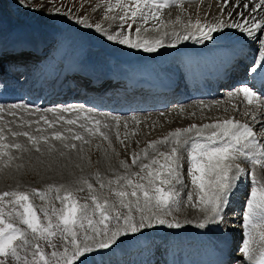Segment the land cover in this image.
Returning a JSON list of instances; mask_svg holds the SVG:
<instances>
[{
    "label": "snow or ice",
    "instance_id": "obj_1",
    "mask_svg": "<svg viewBox=\"0 0 264 264\" xmlns=\"http://www.w3.org/2000/svg\"><path fill=\"white\" fill-rule=\"evenodd\" d=\"M18 3L27 6L25 0H18ZM182 3L183 0H115L114 4L108 2L105 18L120 20L121 30L108 33L99 23L95 25V30L104 33L109 41L145 52H155L159 47L165 46L163 37L169 35L168 32H162V29L173 23L160 19L161 10L172 4L182 7ZM220 5L221 17L231 8L232 11H227V16L231 18L235 13L241 17L242 22H228L221 18L213 23H202L200 19L193 23L189 19L183 24L185 34L181 35L173 29L171 35L175 39L168 46L174 47L181 39L187 40L197 36L201 42L212 40L213 33L222 32L225 28H236L259 42V63L251 68V71L255 72L257 68L264 70V16L257 20L255 15L264 12V0H255L254 3L251 0L249 2L220 0ZM117 8L121 9L122 14L110 15ZM241 8L247 11V15ZM180 20L181 18L177 17L176 23ZM137 21L139 26L135 28L133 37L132 27ZM150 21H158V24L153 23L151 28L146 27ZM77 23L86 28L93 27L82 18L78 19ZM124 25H127L126 29ZM150 30L162 32V35L148 37L145 34ZM228 95L230 97L242 95L247 105L251 106L243 114L250 116L254 123H260L257 112L264 110V98L261 95L246 85L229 92ZM13 108L24 106L13 105ZM47 112L52 113L55 118L50 119L47 115L41 114L38 119L29 120L21 116L19 127L22 130H14L8 124L0 127V161H3L4 167L10 166L12 161L18 159L13 154V149L20 153L30 150L26 144L7 142L5 129L13 138L26 137L27 143L37 153H42L41 143L47 145L48 153L56 151L53 140L60 141L63 148L68 150L77 149V144L69 141H80L82 145L89 144L91 141L83 133H87L88 136L99 134L111 147L109 136L101 131V121L90 114L85 115L82 108H51ZM64 113H74L75 118H66ZM9 114L13 117L17 115L15 111ZM28 114L32 115L30 111ZM2 119L0 116V120ZM79 120H84L78 125L83 133L72 127L77 125ZM41 121L47 127H37L35 132L38 134L23 130L33 124L40 125ZM61 121L63 130H58L56 124ZM102 126L109 127L107 123ZM48 129L53 130L48 133ZM194 138H206L208 143H200ZM189 140H192L188 154L189 174L191 183L197 190L196 201L192 206L204 213L198 227L204 228L207 224L222 221L223 210L229 202V197L237 182L245 175V170L241 168L239 162L243 160L264 169V143L258 139L252 124L235 118L218 120L202 126L193 124L188 128H178L161 140L150 142L148 148L156 155L151 156L149 163L142 162L143 159L150 157L147 149L142 150V154H133L132 165L141 161L140 172H129L131 166L125 161L120 162V166L126 170L125 174L117 175L114 180L109 179L105 183L101 174L97 172L95 181L99 188L101 190L107 188L111 196L115 197L114 200L102 198L94 184L84 177L76 181L81 186L75 189L64 184H50L45 190L33 188L31 192L18 189L0 192V264H76L81 257L93 252L95 248H109L121 235L137 233L153 227L154 224H166L169 228L181 227L179 222H169L165 217L171 215L173 206L179 207L180 204L178 199L180 194L176 190V185L183 183L180 178L182 167L180 150L189 144ZM159 145H166L169 150L161 152ZM79 151L83 152L82 146ZM59 154L65 155L64 152ZM159 157H163V162ZM20 167L22 165H17V168ZM145 171L146 174L141 175ZM250 175L252 186L243 214V228L246 231L239 248L244 259L236 260V264H244L245 259L251 260L257 251L264 264V181L257 180L254 173ZM134 177L137 179H133ZM114 184L117 187H113ZM85 189L89 195L85 202L81 203L76 193L84 192ZM33 196L45 202V206L37 210L32 202ZM188 200L192 202V194L188 195ZM56 201L60 207L56 206ZM135 213H140L139 220L135 218ZM57 238L62 242V251L57 250V244L54 242ZM44 245L54 250L48 253Z\"/></svg>",
    "mask_w": 264,
    "mask_h": 264
},
{
    "label": "bare ground",
    "instance_id": "obj_2",
    "mask_svg": "<svg viewBox=\"0 0 264 264\" xmlns=\"http://www.w3.org/2000/svg\"><path fill=\"white\" fill-rule=\"evenodd\" d=\"M219 1L220 0H218L217 3L220 7L221 5H220ZM192 2H194L196 5H198V4L207 2V0H204V1L203 0H197V2H196V0H183L182 6L186 5V4H191ZM232 2H234V0H232ZM243 2H249V0H243ZM251 2L254 3L255 0H251ZM16 5L19 7L21 14H23V12H26V13H24L26 16L22 15L20 17V14H14L13 13L12 15H8V16L9 17L10 16H16L14 19L8 21L7 19L2 18L0 20V80L4 81L8 85L9 88L14 89L20 93L21 91L19 90V86L16 83H13V82L7 80L8 75L11 73H14V74L20 73V71H22V69L26 65L27 66L29 65V63L32 60V56L34 54H38L39 56H42L45 53V51H47V48H50L54 45V42L58 38L59 35L55 29L50 28L51 26L50 27L45 26V25L42 26L41 24H38L37 21H35V19L37 18V14H32V16H31L32 12L26 11L25 6H21L18 4H16ZM171 6L173 8H175L178 5L172 4L169 7H171ZM178 7H181V6H178ZM188 7H191V6L189 5ZM192 8H194L196 10V7H192ZM205 8L206 7L203 8V6H201V8H200L201 11L198 9L199 12L197 13V15H199V17H200L198 19H200L202 21V23H213V22H216L217 20H219L221 18L225 19L228 22H233V21L234 22H242L241 17L235 15V13L233 14V17H231V18H229L227 16V11H232L231 8H229L225 11V14L223 15V17H221L218 8L213 7V10H211V8H210L209 11L206 10L208 15H207V18H205L204 15L201 14V13H203L202 11H204L203 9H205ZM164 9L161 10L162 12H161L160 19H163L162 13H163ZM176 10L177 9H175L174 12H172L169 15V17H166V19L171 20L170 19L171 16L177 15ZM241 10L245 11V14L247 15L246 10H243L242 8H241ZM3 14L5 15L4 12H3ZM195 15H196V13H195ZM255 15H256V19L258 20L261 18V16H264V12L257 13ZM56 17H57V14H54L50 18V22L54 21L56 19ZM186 18L189 20L190 16H186ZM204 19H205V21H206V19L208 21L205 22ZM27 21L32 22L34 24H37L35 32L29 28ZM184 21L185 20L180 21L179 23H175V22L172 23L173 26L170 27V30L168 31L169 35L163 37L165 46L159 47L158 50L155 52H145L142 49L129 48V47H127L126 49H121V47L117 45L118 43L107 40L106 35L104 33L97 32L96 30L94 32L93 40H87V44H86V47L84 49L85 56L91 60V62H89L90 65H92L93 62L102 64V66L92 65V66H95L98 68H111L112 66H117V65H119L125 61V57H134L133 60H136L140 64L147 63V62L151 63V62H153V60H156V61L160 62V64L162 66H164L166 69H169L170 66L177 68L180 76L176 82H167V81L163 80L162 82L163 83L166 82V85L161 87V89H159V90L151 92L147 97H141V95H138V94L128 96L127 101L132 102V109H131V111L130 110L129 111L130 112H132V111L140 112V115L129 118V120L131 122H135V120L138 119V120L142 121L141 122L142 124H146V125H149L151 123L157 124V125L158 124L163 125L162 124V117L164 118L165 116H167V117L172 118V116H170V115H173V116L174 115H176V116L181 115V119L183 120V122H182V124L179 125L178 128L182 129V128L190 127V125L192 123V119L195 122L200 123L204 119H207L210 121H218V120L222 121V119H221L222 117L226 118V117L232 116L231 110H230L231 105H230V103H228V101H225L224 99H215L212 101L203 99L202 100L203 102L198 101L195 98L187 99L188 97H187L186 91L187 90L193 91V89L191 88V85L187 82L185 77L182 75V72L184 70V65H185V63H184L185 57L182 55V52L184 49L181 45L189 44V45L198 47L202 43H205V42L209 43V44L220 45V47H222L224 50L227 51V54H226V61H225L226 66L219 73V76H221V77H219L218 81L221 80V78H223L225 84L230 85L233 83L234 79L239 77V75L244 74V73L246 74L247 67L253 65V64H251L248 66L250 61H252L253 59L251 58L252 56L249 54V52L247 51L245 46H243V44L249 43L250 46L248 47V49H250L253 41H255V40L251 37H248L246 33H241L236 28H225L222 32L213 33L212 34L213 35L212 40H205V41L201 42L200 37L197 36L196 38L190 37L187 40L181 39L175 43L174 47L168 46L175 39V37L171 35L173 29H175V31L181 35L185 34L183 24L187 23V21H185V22ZM17 22H23V26L21 24H17ZM194 22H195V20L193 18V23ZM129 23H131V21H129ZM153 23L158 24V21H150L149 24L146 25V27L151 26ZM249 23H251V21H249ZM135 25L136 24H133V27H132V36L133 37L135 36V28H136ZM7 27L14 28L16 32H15V35H13V36L20 37V39L19 40H12V39H10L11 38L10 36L5 35L6 33H4L5 30H3V29H5ZM30 27H32V26H30ZM92 28H95V27H92ZM168 28L169 27H167L166 30L165 31L163 30L162 32H167ZM162 32H160V33L148 32L145 35H147L148 37H159L160 35H162ZM74 34L79 35L78 32H74ZM255 35H261V33H255ZM36 36H38V38L44 43V46L38 50H35L30 45V43L28 42V40L34 39ZM99 37H100V39H102L101 42L97 40V38H99ZM257 43H258V41H257ZM231 47L236 49L237 53H235L234 51H231V49H230ZM159 50L164 51V55H159L158 54ZM254 57L257 58L256 59L257 63H259L258 50L256 52V56H254ZM176 58L178 59L177 62L174 61V60H176ZM2 61H5L7 63V66H8L7 68L3 69V67L1 66ZM27 69L31 70L29 72L25 71L26 74H28L27 76L31 75V77H34L37 73L40 72V65H38L36 67L35 65L32 66L30 64L29 67L26 68V70ZM104 78H105L104 75H101V76H98L97 74L92 75L89 73H83L81 71H77V72L73 71L72 74L66 73L60 79V82H59V87H61V91L56 92L54 90H51L50 92H48L45 99H44L43 104L45 106L46 104H53L54 103V104H56V107H57L56 109H59V108H70V106L74 105V104L77 106V108H84L83 104L87 105V104H90L91 102L97 103L99 101L98 96H100L103 92H105V90L103 88L108 86L107 82L104 80ZM48 80L49 79L40 80L37 87L42 83L45 84ZM70 80H73L76 85L82 86L83 90L80 89L76 85H68ZM23 86H24L23 88H26V83H24ZM37 87H35L31 90L30 97H29V99L30 98L31 99H30L29 103H35V100L37 98V93H36ZM51 87H52V85L49 84L48 89H50ZM164 88H166L167 90L164 91L163 90ZM189 91H188V93H189ZM19 93L17 94V97H15V99L7 101V103H9V104H6V106L4 105L2 107L3 111H1V113H0V116H2L5 120L9 121L7 123H9V125L12 129L17 130V131L22 130L19 127V125L21 124V119H20L21 116H23L24 119H29V120L38 119L39 115H41V114L47 115L50 119L55 118V117H53L52 113L47 112V110L50 109L48 107H44L42 109H34L32 107H28V106L23 105L24 108H13V105H15V104L20 105L21 104V103H19V99H20ZM108 93H109L108 96H110V98L113 101L112 91H108ZM88 94L93 96V98L89 99V97H87L86 99H83V97H85ZM214 97H216V98L220 97V95L218 94L217 91L215 92ZM157 99H159L160 101H159V103H157L156 106H154ZM55 101H57V102H55ZM170 102H174V103L169 105ZM169 106H171V109H167V107H169ZM154 107L155 108H161V109H155L154 110V109H152ZM190 108L195 109L197 117H192L191 113H190L191 116L189 114H188L189 116L187 115V112ZM202 108H209V110L207 109L208 111H214L215 110L216 113H212V114L208 115L207 117H205L206 113L203 111ZM8 109H12V110H8ZM24 109H27L28 111H25ZM147 109H148V111L150 110V111H155V112L150 113L147 111ZM201 109H202V112L205 113V115H203L202 113H199V111H201ZM37 110H39V111L37 112ZM241 110H242L241 105L236 107L234 109V117H236L238 115L242 116V119H244V122L253 125L254 131L262 130V125H264V110L257 112V119L260 121V123H254L251 120L250 116H245L243 114L244 112H242ZM247 110H248V108L245 107L244 111H247ZM13 111H15L17 113L16 117H13L9 114ZM29 111L32 113V115L28 114ZM87 114L89 115L90 113L88 112ZM200 114L203 116H200ZM63 115L75 116L74 113H64ZM4 119L1 121L2 122L1 127H3L6 124V123L3 124V121H5ZM103 121H105L103 123H107L109 125V127L108 128H102V130L111 139V144L117 143L116 142V132L114 130L115 129L114 127L117 126V121L112 119V118L106 117V116L103 117ZM174 122H176V121H174ZM174 122H173V124L172 123L170 124V127L173 126L174 124H176ZM62 124H63L62 121L57 123L56 129L63 130L61 128ZM40 125H43V121L40 122ZM157 125H155V126H157ZM39 126L33 124L30 127H25V129H23V130H28V131L33 130V134H38L35 132V129ZM43 126L45 128L47 127L46 125H43ZM66 126L67 125H64V127H66ZM74 129L76 131L81 132L78 125H74ZM52 130L53 129H48V132H50ZM5 131H7V129H5ZM83 134L85 135L86 138L92 137V136H88L87 133H83ZM146 134H149V133H146ZM65 135H70V134L65 133ZM141 135L142 134L138 135L137 138L139 140L145 139V137H143ZM9 137L7 139H11ZM97 138L98 137L96 135L95 139H97ZM156 138H158V137H156ZM194 139H196L200 143H207L204 141V138H194ZM259 139L261 140L262 143H264V134H262ZM149 140H154V139H149ZM189 141H190V143L192 142L191 140H189ZM52 142L57 144V146H55L56 151L57 150L64 151L65 155L70 153L68 158H64L65 156H63L62 158L60 157V159H58V163H55V165H57L56 168H60L61 170L64 169V171H68L71 175H72V171L74 172L73 174H76V176L81 175L80 173L83 171L84 166L82 163V158H81V156H79V154L81 153L79 151V148L82 146L83 152H85L84 149H85L86 145H82L80 141H69L72 143H76L77 149L68 150V149L63 148L60 141L53 140ZM23 144H26V143H23ZM43 144L44 143H41L40 146H42ZM26 146L30 149L31 152L34 151L35 153H37L32 148V146L30 144L29 145L26 144ZM43 147H42V149L45 150L44 148L47 147V145L44 148ZM46 151L47 150H45L43 152H46ZM107 152H109V151H107ZM107 152H106V154H107ZM124 152L125 151L123 150L121 153H124ZM47 153H45V154H47ZM188 154H189V151H188ZM188 154H187V158L185 157L186 159L184 160L185 161L184 164L186 166L185 169L187 170V172H189V168H190V164H189V160H188ZM102 155H105V154H102ZM155 155H156V153H154L153 156H155ZM101 158H102V156H101ZM98 162L103 166L101 168L99 165L100 169H103V170L105 168L109 169L108 167H110V164L107 163L108 160H102L101 162L100 161H98ZM59 164H61L62 166ZM66 165H69V166H66ZM77 165H79V167H77ZM70 166H71V168H70ZM96 166H97V163H96ZM254 174L256 177H258V179L260 178L261 181H264V169H261L260 167H258L257 169L254 170ZM247 186H249V181H248V183H246V189H247ZM251 186H252V183H251L250 187ZM234 188L235 189L237 188V191L235 189H233V192H232L231 196L229 197V202L226 205V207L224 208L223 213L227 209L234 207V202H232V199L237 197L236 196L237 192H240V195L245 194L247 192V190H245V188L241 187L240 183H238L237 186H235ZM241 203H242V199H240L238 201L237 207H240ZM198 211H200V210H198ZM201 216L203 217L204 213L201 212ZM241 216H242V213H240L237 216V219H240L239 221H241L243 219V218H241ZM232 221H234V220L223 219L221 221V226L228 228L230 225H232V223H233ZM199 223L196 222L192 226H197ZM207 225H209V224H207ZM169 230H175V232H177V231L181 230V227L169 228L165 224V225H160L157 228L151 229L150 231H152V232L157 231L158 233H164V232L169 231ZM140 232L143 233L142 231H140ZM176 234L177 233H174V234L168 233L164 237H162V236L151 237V238L146 239L145 241H141V244L143 246H145V248H150V249H156L159 247L169 246L173 249L175 254H178L180 252L179 248L183 244L180 240H176L174 242H171L172 237H174ZM227 236H228V234H227ZM237 236H238L237 233L235 234V231H233L231 237L234 238ZM194 240H195V238L189 239L185 245L187 247H189L194 242ZM231 242L232 243L230 244V247H228V250H227L228 251V259L223 260L221 257L217 264H232V259L234 257L233 256L234 254L232 251L235 248L236 243H235V241H232V239H231ZM123 246H125V245L120 244V245L114 246L115 249L109 250V251H112V253L110 255H109V251H107V255L109 258L108 261H112L115 258L124 260L125 256L120 253L122 251ZM256 253H254V254H256ZM153 256L156 258L159 257V255H155V254ZM258 257L260 258V256H258ZM102 262L104 264H106L107 261L102 260ZM252 264H258V261L256 259H254Z\"/></svg>",
    "mask_w": 264,
    "mask_h": 264
},
{
    "label": "rangeland",
    "instance_id": "obj_3",
    "mask_svg": "<svg viewBox=\"0 0 264 264\" xmlns=\"http://www.w3.org/2000/svg\"><path fill=\"white\" fill-rule=\"evenodd\" d=\"M217 1L218 0H207V2H204L205 4L201 3V4L196 5L194 2H192L191 4H186V5H183L182 7H178V6L175 8H173L172 6L167 7L164 9V11L162 13L163 14L162 20H164L166 22L172 21V22L176 23L177 17L181 18L180 21H183V20L188 21L186 16H190V19L192 20V22H193V18L196 21L198 18H200L199 15H197V13L199 12L198 9L201 11V9H200L201 6H203V8L206 7L205 9H203L204 11H202L203 13H201V14L204 15L205 18H207L208 14H207L206 10L209 11L210 8H211V10H213V7H216V8H218L219 13H220V9H219L220 7H219ZM108 2H111L114 4L115 0H25V3L29 4V5L27 4L25 9L28 12H30V11L32 12L31 16H32V14H37V18L35 19V21H37V23L41 24L42 26L43 25L49 26V27L51 26L52 28H54L60 32H64L65 30H63L61 27L57 26L56 21L61 20V22H62V21H65L67 19L68 23H73L72 25H70L67 28V30H71V29L77 30L78 32L81 33V35L85 39L93 40L95 28L84 27L82 24L77 23L78 19H81V18L85 19L88 23L92 24L93 27H95V25L97 23H99L102 25L103 29L108 33H115L117 31L121 30L122 22L120 20H118V19L109 20V19L105 18L106 7H107ZM16 4L21 5L20 3H18V0H0V20L2 18L7 19L8 21L14 19L16 16H10V17L8 16V15H12L13 13L14 14H20V17L22 15H25L24 13H26V12H23V14H21L19 7ZM189 5L191 7H188ZM192 7H196V10ZM56 9H59L60 11L57 12ZM175 9H177L176 10L177 15H173L170 17L171 20H167L166 17H169V15L172 12H174ZM3 12L5 13V15L3 14ZM56 13H58L57 18L55 19V21L50 22V18ZM65 13H67V15H65ZM195 13H196V15H195ZM117 14H122L121 9H118V8L114 9L113 13H111L110 15H117ZM60 15L64 16L65 18L61 17ZM67 21H65V22H67ZM204 21H205V19H204ZM206 21H208V20L206 19ZM27 23H28L30 29H32V30L36 29L37 24H34L32 22H29V21H27ZM17 24H21L23 26V22H17ZM30 26H32V27H30ZM138 26H139V21H137L135 27H138ZM172 26H173L172 23L168 25L169 28L167 29V32L170 30V27H172ZM126 27H127V25H124L125 29H126ZM148 27L151 28V26H148ZM3 30H5L4 31V33H6L5 35H8L11 37L10 39H12V40H19L20 39V37L13 36V35H15V32H16L14 28L7 27ZM163 30L165 31L166 28L162 29V31ZM149 32L153 33L154 31L150 30ZM97 40L102 41V39H100V37L97 38ZM112 42H114V41H112ZM117 45L120 46L121 49L127 48L126 45H121V44H117ZM243 46L248 48L250 46V44L244 43ZM256 46H257L256 44L252 45V49H256L257 48ZM256 52H257V50H253L254 56H256ZM158 54L164 55V51L159 50ZM251 58L254 59L253 57H251ZM87 59L89 60V62H91V60L89 58H87ZM174 61L177 62L178 59L176 58V60H174ZM92 65L102 66V64L95 63V62H93ZM23 77H25V76H23ZM55 102H57V101H55ZM20 105H23V104H20ZM168 108L169 107H167V109ZM12 109H8V110H12ZM202 109L206 113L205 117H207L208 115H210L212 113H216L215 110L214 111H208L209 108H202ZM202 109H201V111H199V113H202L203 115H205V113L202 112ZM147 111H148V109H147ZM190 113H191L192 117H197L196 111L194 108H192V109L190 108L187 112V115L188 114L190 115ZM138 115H140V112ZM138 115H134V116H138ZM203 115L200 114V116H203ZM65 116H68V115H65ZM134 116H128L127 118H124L123 120H121L120 122L123 125L120 126V128H115V129L113 128L116 132V142L117 143H112L111 147H109L108 141H105L99 134H97V137H98L97 139H95V136H92L91 138L87 137V139H89L91 142L89 144H86L85 149H84L85 152H81L79 154V156H81V158H82V163L84 166L83 171L80 173L81 175H79V176H76V174H73L74 173L73 171H72V175H71L68 171H64V169L61 170L60 168H56L57 165H55V163H58V159H60V157L61 158L63 157V156H60L59 153L64 152V151L57 150V151L52 152V153H47V151L43 152V151L47 150V147H45L46 146L45 144L40 146L41 149L43 146L45 147V148L43 147L45 150L42 149V153H35L34 151L31 152L30 150L28 152L20 153V152H17L16 150H12L13 154L15 156H17L18 159L12 161L11 165L8 167H4L3 161H0V192L9 191V190H16V189L21 190V191L31 192V189H33V188L45 190L46 187L50 184H56V185L64 184L66 187L75 189V188L81 186V185H78L76 183V181L79 180L81 177H84V178H87L90 182H92L94 184V187L97 189L98 193L101 195L102 198L107 197L110 200H114L115 197L111 196V194L109 193L107 188H105L103 190H101L99 188V184L96 183V181H95V174L97 172H99L101 174V178L105 181V183L109 179L114 180L117 175L125 174L126 170L120 166L121 161H125L131 166L130 169L128 170L129 172H140V166L139 165H140L141 161H138V163L136 165H132L133 154H142V150L147 149L148 152L150 153V157H149V159H143L142 162L143 163H149L151 156L154 155V152L152 151V149L148 148L149 143L153 142V141L161 140L162 138L167 136L170 132H173L176 129H178L179 125L182 124V122H183V120L181 119V115H177V116L176 115H174V116L170 115V116H172V118L165 116L164 117L165 119H164L162 117V124L163 125H159V124L157 125V124H153V123L146 125V124H142L141 123L142 121H140L138 119H136L135 122H131L129 120V118L134 117ZM221 119L225 120L227 118L222 117ZM2 120H0V123H1L0 127L2 126V122H1ZM205 120L206 119H204V120H202V122L198 123L192 119L191 125L196 124L197 126H202L205 123H207V124L211 123V122H208ZM174 121H176V122H174ZM7 122H9V121L5 120V121H3V124L6 123L9 125V123H7ZM103 122H105V121H103ZM173 122L176 124H174L173 126L170 127V124L171 123L173 124ZM213 122H215V121H212V123ZM79 123H83V122H79ZM155 125H157V126H155ZM37 126H39V125H37ZM89 126H91V125H89ZM9 127H10V125H9ZM39 127H41V125ZM42 127H44V126H42ZM182 129H184V128H182ZM80 130H81V132H83L82 129H80ZM30 131L33 132V130H30ZM101 131H102V129H101ZM50 132H48V133H50ZM146 133H149V134H146ZM5 134H6L7 138L9 136H10L9 138H11V139H7V142H11L13 140L12 142H19V143L28 144L26 137H16L17 139L16 138L13 139V137H11V135L8 134L7 131H5ZM117 134H119V139H117ZM140 134H142L141 136L145 137L146 140L145 139L139 140L137 138V136ZM156 137H158V138H156ZM149 139H154V140H149ZM121 140L123 141V143H121ZM52 143L55 146H57V144H55L54 142H52ZM189 146H190V144L186 145L183 149L180 150L181 164H182V167L180 168V178L183 181V183L176 185V190L180 194L178 197L180 204H179V207L173 206L172 210H171V215H168L165 218L169 222H172V223L179 222L181 225L188 224V225L192 226L196 222L202 221L204 216L203 217L201 216V212L198 211L199 209L197 207L192 206V204L195 203V201H196V191L197 190H196L195 186L191 183V175L185 169L186 166L184 164V162H185L184 160L187 158V154H188L187 151H189L188 148H190ZM123 150L125 152L121 153ZM159 150L161 152H164V151H168L169 148L166 145H159ZM107 151H109V152H107ZM106 152L108 155L106 154ZM45 153H47V154H45ZM69 154L70 153H68L67 155H64L65 156L64 158H68ZM102 154H105V155H102ZM101 156H102V158H101ZM159 159L161 160V162H163V157H159ZM102 160H108L107 163L110 164V167H108L109 169H107V168H105L104 170L100 169V167L102 168L103 166L98 161L101 162ZM96 163H97V166H96ZM17 165H22V167L17 168ZM59 165H61V164H59ZM99 165H100V167H99ZM66 166H69V165H66ZM70 168H71V166H70ZM146 171L142 172L141 175H145ZM133 179H137V178L134 177ZM259 180H260V178H259ZM113 187H117V186L114 184ZM189 194H192V196H193L192 202H189V200H188ZM76 195L80 199V202L84 203L89 194L87 192V189H85L84 192H77ZM32 202L36 206L37 210H39L41 207L45 206V202L41 201L38 197H35V196L32 197ZM88 202L90 203V201H88ZM55 204L57 207H60V204L58 201H56ZM41 217H42V214H41ZM135 218L137 220H139L140 213H135ZM114 223L115 222H113V224ZM20 226L24 227L23 225H20ZM158 226H160V224H154V226L151 228L142 229L141 231L143 233H141V232L140 233L142 235L144 234V232H147L150 234L158 233L157 231L156 232L150 231L151 229L157 228ZM131 234H133V233H129L127 235H121L115 244L110 246V248H106L105 250H102V251H108L114 245L116 246V245L120 244L124 237L130 236ZM156 236L157 235L150 236L148 238L156 237ZM148 238H146V239H148ZM145 240H143V241H145ZM54 242L57 244V250L62 251L63 250V248L61 246L62 242L58 238ZM132 242H137V241L134 240ZM44 247H45L46 252H48V253H51V251L54 250L52 248L47 247V245H44ZM96 249H100V248H96ZM111 253H112V251H109V255Z\"/></svg>",
    "mask_w": 264,
    "mask_h": 264
}]
</instances>
